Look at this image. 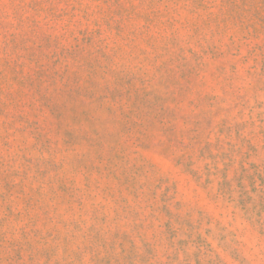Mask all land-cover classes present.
Wrapping results in <instances>:
<instances>
[{"label":"rangeland","instance_id":"obj_1","mask_svg":"<svg viewBox=\"0 0 264 264\" xmlns=\"http://www.w3.org/2000/svg\"><path fill=\"white\" fill-rule=\"evenodd\" d=\"M0 264H264V0H0Z\"/></svg>","mask_w":264,"mask_h":264}]
</instances>
